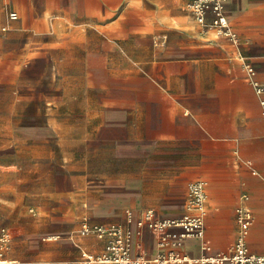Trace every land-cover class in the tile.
<instances>
[{
    "label": "crops",
    "instance_id": "crops-1",
    "mask_svg": "<svg viewBox=\"0 0 264 264\" xmlns=\"http://www.w3.org/2000/svg\"><path fill=\"white\" fill-rule=\"evenodd\" d=\"M189 1L0 0V76L13 77L3 81L13 106L16 75L37 72V66L40 73L47 72L50 63L54 72L75 77L58 87L87 109L85 124L71 136L57 134L49 124L48 94L40 101L44 126L16 127L12 109L4 127L8 145L56 136L62 147L79 138L107 149L124 165L117 177L105 176L109 188L104 196L92 192L87 203L96 206L128 187L139 205L125 208L117 201L107 214H95L94 207L85 211L134 233L133 243H141L150 259L171 250L183 230L170 227L160 233L148 225L137 227L138 222L149 210L155 220L181 219L190 183H206L205 240L211 252L203 251L202 239H187L179 248L189 257L234 246L236 209L243 195L254 222L263 212L264 120L240 57L253 66L264 87V0H222L238 45L200 35L186 8ZM11 13L18 18L10 19ZM54 102L63 104L57 98ZM71 182L75 188L74 174ZM64 203L65 211L46 216L54 224L52 231L41 226L45 233L24 235L27 253L4 260L6 264H75V241L69 235L75 208ZM252 230L253 225L249 249L264 255L251 250ZM39 235L58 238L38 240ZM163 239L170 246H163ZM63 245H71L72 252H59ZM78 246L82 254H99L105 243L92 237Z\"/></svg>",
    "mask_w": 264,
    "mask_h": 264
},
{
    "label": "rangeland",
    "instance_id": "rangeland-1",
    "mask_svg": "<svg viewBox=\"0 0 264 264\" xmlns=\"http://www.w3.org/2000/svg\"><path fill=\"white\" fill-rule=\"evenodd\" d=\"M54 32H58L56 27ZM48 32H52L48 26ZM16 75V104L13 106L12 95L5 94L4 82H12L10 75L0 76V234L3 229L12 233V239L4 251L2 260H13L18 254L27 253L24 245V235L35 231L39 233L45 230L41 226L48 227L52 231L54 224L47 221L46 216H51L65 211L64 202H71L75 208V215L70 214V225L73 231L69 233L75 241V264H82V250L80 241L92 239L82 237L80 234L82 224H102L111 226L108 219L92 217L86 209H92L95 214H107L111 212L112 204L119 201L125 208L139 205L131 199L129 188L118 194H112L102 203H87L88 196L96 192L103 197L105 189L109 188L105 176L114 178L119 175L124 163L115 159L104 147H93L86 140L75 138V145L69 143L62 147L60 138L52 136L46 141L33 140L31 143L8 145L5 136L7 116L15 109V126L41 127L44 126V106L40 103L41 97L48 94L52 100L47 105L49 124L56 133L67 132L75 135L85 124L82 120L86 116L87 109L81 105L82 101L65 96V91L59 89L63 80L72 81V75L58 74L51 69L48 63L47 72ZM20 98L24 100L19 101ZM63 104H57L54 99ZM74 116V117H72ZM79 120V121H78ZM81 131V130H80ZM55 133V135H56ZM65 150V151H64ZM16 168H12V167ZM75 175V188L71 182V175ZM75 192V199L73 195ZM63 202V205L60 204ZM261 216L255 215V222L250 240L251 250L254 253L264 254V203ZM69 212V211H68ZM109 222V223H107ZM233 229H231L232 231ZM237 231V223L235 234ZM58 235H39L41 238L50 239ZM33 244V243H31ZM59 252L67 254L72 252L71 245H63Z\"/></svg>",
    "mask_w": 264,
    "mask_h": 264
},
{
    "label": "built area",
    "instance_id": "built-area-1",
    "mask_svg": "<svg viewBox=\"0 0 264 264\" xmlns=\"http://www.w3.org/2000/svg\"><path fill=\"white\" fill-rule=\"evenodd\" d=\"M187 11L192 16L195 24L199 27L200 35L216 38H227L234 45L240 42L239 35L233 31L230 22L224 12L222 0H190L186 5ZM16 13L10 14V19L16 20ZM242 68L246 73L249 84L254 88L260 99L262 118L264 120V87L257 79V73L253 66L245 62L242 57ZM247 195L240 198L236 209L237 224L239 226L237 240L234 246L227 252L209 254L204 259L193 260L187 254L174 246L168 252L157 255L150 259L144 255L141 243H133L132 234L122 226L90 225L84 222L80 234L82 237H95L105 243L104 249L99 254L84 252L82 264H264V255L251 253L247 239L254 222L252 211L246 206ZM208 193L206 183L197 181L188 185V200L186 212L179 220H155L153 211L149 210L144 214L143 220L138 222V227L148 225L157 232H162L170 227H177L183 233L177 238H185L187 235H201L203 240L202 249L204 252H211V246L205 240L206 204ZM129 213V212H128ZM12 235L9 230L3 229L0 234V258L11 242ZM163 246H170L168 240L163 239ZM174 246V247H173ZM135 248L137 251H135Z\"/></svg>",
    "mask_w": 264,
    "mask_h": 264
},
{
    "label": "bare ground",
    "instance_id": "bare-ground-1",
    "mask_svg": "<svg viewBox=\"0 0 264 264\" xmlns=\"http://www.w3.org/2000/svg\"><path fill=\"white\" fill-rule=\"evenodd\" d=\"M137 227H138V224H137ZM132 235H134V233H133ZM187 239H197V240H200V241H201V235H196V234L187 235V236H185V238L179 239L178 241H176V242L173 243V244H175L174 246L181 247L182 244H183V243L185 242V240H187ZM204 257H205V256L200 257V258H193V257H190V258L196 261V260H199V259H204ZM155 258H156V256L153 257V259H155ZM5 262H6V261L0 259V264H6Z\"/></svg>",
    "mask_w": 264,
    "mask_h": 264
}]
</instances>
